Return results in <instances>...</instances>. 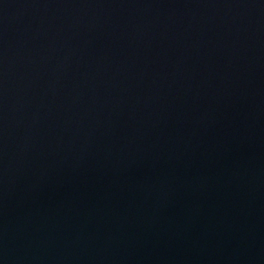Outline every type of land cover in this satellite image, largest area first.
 I'll return each instance as SVG.
<instances>
[{"label": "water", "instance_id": "95a60500", "mask_svg": "<svg viewBox=\"0 0 264 264\" xmlns=\"http://www.w3.org/2000/svg\"><path fill=\"white\" fill-rule=\"evenodd\" d=\"M0 264H264V0H0Z\"/></svg>", "mask_w": 264, "mask_h": 264}]
</instances>
